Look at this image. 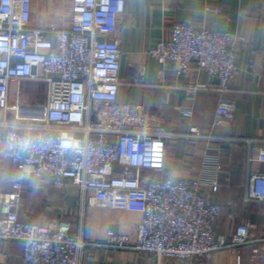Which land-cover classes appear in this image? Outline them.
I'll use <instances>...</instances> for the list:
<instances>
[{
    "label": "built area",
    "instance_id": "obj_1",
    "mask_svg": "<svg viewBox=\"0 0 264 264\" xmlns=\"http://www.w3.org/2000/svg\"><path fill=\"white\" fill-rule=\"evenodd\" d=\"M31 8L32 0H0V174L11 178L9 188L0 182V264L10 258V241L22 244L19 264H84L82 258L94 259L99 247L142 252L154 264H204L212 254H240L247 245L252 259L264 264V233L253 237L243 221L229 236L218 234L222 208L205 193L219 185L218 151L227 137L215 130L233 117L234 101L225 94L239 70L237 49L245 36L178 21L168 38L147 50L162 70L172 65L180 74L195 66L207 72L208 83L187 85L191 96L201 89L218 93L210 129L190 131L213 143L201 172L175 179L162 176L171 134L140 106L118 101L120 86L135 83L119 76L118 22L125 0H72L67 26L57 20L32 26ZM205 9L221 12L218 6ZM256 53L250 49L246 66L252 73ZM33 80L45 82L42 104L23 99L25 84ZM182 111L192 115L190 108ZM259 141L248 161L264 163V139ZM23 145L30 147L20 151ZM7 162L13 173H6ZM22 181L74 187L89 207L138 213L134 242L112 228L103 240L87 239L82 225L74 234V224L61 216L22 221ZM244 200L264 204V171L249 172Z\"/></svg>",
    "mask_w": 264,
    "mask_h": 264
},
{
    "label": "crops",
    "instance_id": "obj_2",
    "mask_svg": "<svg viewBox=\"0 0 264 264\" xmlns=\"http://www.w3.org/2000/svg\"><path fill=\"white\" fill-rule=\"evenodd\" d=\"M71 5L72 0H32L31 25L45 27L57 20L61 26H67ZM206 5L218 6L221 12L207 11ZM178 21L246 38L238 46L239 70L230 80L229 91L225 94L235 104L232 120L228 126L215 130L216 134L227 137L218 151L222 163L217 175L219 185L214 189L206 188L205 193L222 208L216 226L218 234L229 236L238 223L247 221L251 225V235L261 236L264 233V204L246 202L244 196L249 172L264 171V163L248 161V157L257 155L259 140L264 139V0H125L124 13L118 22L122 49L119 76L135 83L120 86L118 101L140 106L171 134L166 142L162 176L175 179L199 176L203 157L209 151L207 147L213 143L191 136V127L207 132L218 101V93L214 90L201 89L191 96L186 89L192 82L208 83L209 75L205 70L192 66L187 72L178 74L172 65L162 70L148 55L147 50L161 38H168L173 24ZM251 48L257 50L253 73L246 68ZM214 83L213 80L211 85ZM187 108L192 110L191 116L183 113L182 110ZM243 138L256 140L248 144ZM8 165L11 163H6V169ZM5 177L9 185L0 182L9 188L11 178L6 174ZM22 185L23 203L29 189L44 199L40 208L47 213L44 222L59 215L74 224V234L82 225L87 239L103 240L105 231L112 228L128 234L132 242L135 240L140 220L136 212L89 207L82 203L76 188L57 189L49 181L45 184L22 181ZM23 207L19 209L20 219L36 222ZM5 248L11 254L9 262L19 264L21 242L10 241ZM82 261L84 264H154L148 254L105 247L95 250L94 259L82 258ZM166 263L178 264L171 260ZM204 264L261 263L252 259L251 246L247 245L240 254L234 251L212 254Z\"/></svg>",
    "mask_w": 264,
    "mask_h": 264
},
{
    "label": "rangeland",
    "instance_id": "obj_3",
    "mask_svg": "<svg viewBox=\"0 0 264 264\" xmlns=\"http://www.w3.org/2000/svg\"><path fill=\"white\" fill-rule=\"evenodd\" d=\"M25 87H27L26 94L23 95V99L25 102L28 103H43V96L45 94V82L43 80H33L28 81L25 84ZM7 173H13L14 167L13 165H8L6 169ZM0 181L4 183V185L8 186V180L5 177V174H0ZM31 188V187H30ZM44 205V199L40 194H37L36 192H31V189L26 191L25 194V203H24V210L26 212H30L33 217L32 220L36 222H44L46 220V214L43 213V211L40 210V208ZM45 214V215H44ZM27 215V213H26ZM28 218V216H26ZM4 264H11L9 260H6Z\"/></svg>",
    "mask_w": 264,
    "mask_h": 264
},
{
    "label": "clouds",
    "instance_id": "obj_4",
    "mask_svg": "<svg viewBox=\"0 0 264 264\" xmlns=\"http://www.w3.org/2000/svg\"><path fill=\"white\" fill-rule=\"evenodd\" d=\"M29 147H30V145H23V146H21L20 151H26ZM9 150H11V149H9Z\"/></svg>",
    "mask_w": 264,
    "mask_h": 264
},
{
    "label": "water",
    "instance_id": "obj_5",
    "mask_svg": "<svg viewBox=\"0 0 264 264\" xmlns=\"http://www.w3.org/2000/svg\"><path fill=\"white\" fill-rule=\"evenodd\" d=\"M59 216V215H58Z\"/></svg>",
    "mask_w": 264,
    "mask_h": 264
}]
</instances>
